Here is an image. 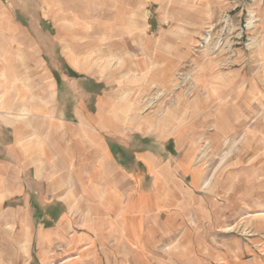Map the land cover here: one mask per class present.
<instances>
[{
    "label": "rangeland",
    "instance_id": "obj_1",
    "mask_svg": "<svg viewBox=\"0 0 264 264\" xmlns=\"http://www.w3.org/2000/svg\"><path fill=\"white\" fill-rule=\"evenodd\" d=\"M71 3L0 0V10L10 15L0 17V44L13 23L28 43L45 49L42 56L57 80L50 116L56 132L61 121L77 124L75 106L87 114L104 92L126 85L133 86L127 114L150 107L166 117L182 107L186 119L170 128L121 124L119 131L100 133L107 167L117 174L110 190L119 184L125 194L121 213L92 207L97 216L92 211L94 218H88L87 202L86 210L67 211L64 196L56 194L41 202L31 170L25 178L31 182V242L23 264H264V0H80V8ZM56 28L62 41L55 39ZM134 28L143 40L134 42ZM20 37L15 45L21 49ZM66 37H73L68 47ZM152 51L172 62L149 81L148 68H157L149 62ZM64 63L74 66L75 76ZM110 73H116L112 87ZM64 158L55 154L53 169L59 167L52 172L66 171ZM162 178L173 182L164 188ZM134 195L136 207H128ZM8 226L12 237L18 226ZM17 246L22 250L23 243ZM13 253V260L0 258V264L19 263Z\"/></svg>",
    "mask_w": 264,
    "mask_h": 264
},
{
    "label": "crops",
    "instance_id": "obj_2",
    "mask_svg": "<svg viewBox=\"0 0 264 264\" xmlns=\"http://www.w3.org/2000/svg\"><path fill=\"white\" fill-rule=\"evenodd\" d=\"M71 2L72 6L81 7L80 0H71ZM0 17L10 20V15L5 10H0ZM50 17L56 19L59 16L50 14ZM60 32L61 28H56L55 39L62 41L63 38ZM109 32L111 35L118 34L113 29ZM137 32V29L134 32L130 31L134 42H138L140 39L143 40L142 33L139 32V35ZM19 35H21V40L24 41V44H21L23 46H21V49L15 45L16 36ZM128 35L129 32H126L125 36ZM6 36L7 38L3 40L4 45L0 44V228L4 227L3 233L6 234L5 238L8 241L0 240V258L4 260L12 259L9 255L14 250L13 257L15 260H19V263L16 264H23L28 248L26 243L31 242V238H29L31 237V221L26 214L30 210L29 207H31L29 197L32 194L27 190L31 182L25 179L31 178L28 175L31 170H33L34 179L38 180L39 191L37 196L41 202L48 195L56 194L64 196L61 200L65 207H68L67 211H71L72 207L82 210L90 207L91 214L88 218H94L92 211L95 210L92 207H100V211L108 207L110 211L121 213L125 207L123 203L125 200L122 201L125 194L118 189L119 184L117 185V191L110 190L117 174L107 167L110 162L101 145L100 133L119 131L122 129L121 124H129L131 127L141 130L155 129L162 125L169 126V128L176 124L183 125L185 124V114L187 112L179 107L174 111L168 110L166 112L167 116L161 117L157 115V110H149V107L142 114L137 113L138 108L130 110V113L127 114L130 105L129 100L127 101L130 94L127 92L132 91L133 86L125 84L126 86L122 87L123 90H113L111 88L104 92L95 109L91 112L88 111L87 114L80 112L79 105L75 106L72 114L77 116V124L70 125L66 124V121L65 123L61 121V124H58L59 127L56 125L59 129L56 132L55 123L50 121V116H54L58 100L57 80L53 76L47 60L42 56L45 50L43 45L36 49L31 43H28L29 39L22 30L18 29L13 23L6 29ZM71 39L66 37L63 46L68 47L71 45ZM94 39L101 40L95 37ZM77 46L80 48V44ZM101 49L102 47L99 45L96 50ZM60 51H62V48ZM77 54L79 55V53ZM70 58L75 62H79L78 56L75 57L74 54ZM161 58L165 61H161ZM127 59L131 60V58ZM149 59L150 63H156L157 65V68H148L146 78L149 81H154L157 75L165 72L172 62L165 55L154 51L150 53ZM18 60H28L29 64H17ZM139 61L142 64L138 66L142 68L143 61L142 59H139ZM162 62L165 63L161 66L160 63ZM64 65L71 70L73 73L71 75L75 76L76 69L74 66L68 63H64ZM86 68L88 69V67ZM127 69H132L131 65L127 66ZM88 72H92L91 69ZM115 76L116 73H110L109 79L107 77V83L109 82L111 87L115 85ZM88 78L91 79L92 77L89 76ZM124 90L126 91L124 92ZM154 92L155 89H152L150 93ZM122 100L123 103H120ZM113 107L115 108L113 109ZM42 113L45 118L41 117ZM226 121L233 123L234 117L228 116ZM97 130L98 132H96ZM49 143L52 144L51 147L54 152L51 151L52 149L49 150ZM55 154L65 157L61 162L69 164L65 169L66 171H58L55 172L56 174L52 172L59 167L56 165L53 169V164L55 165L58 162L53 159ZM81 154L84 156L81 157L83 159L79 171L76 165L79 163ZM150 163L152 164V160ZM154 177L158 180L156 175ZM162 180L161 185L164 188L170 182H173L170 178H162ZM75 196H78V198H75ZM16 197H19L18 203H16ZM140 198L144 199L141 196ZM138 199L139 197L134 195L128 207H136L133 205V201H138ZM145 199L156 202L153 197H146ZM84 202H87L85 203L87 207L83 204ZM3 207L7 208L4 210ZM94 214L97 216L96 211ZM82 220L85 224L88 222L87 218H82ZM111 222L113 220L109 221L108 224H111ZM8 224L18 226V230L13 231L16 232L12 237L11 231L7 230L9 229ZM59 235L63 236L62 233ZM95 242L98 245L103 243L97 240ZM116 242L113 244L115 245ZM22 243L23 248L19 250L17 245H22Z\"/></svg>",
    "mask_w": 264,
    "mask_h": 264
}]
</instances>
